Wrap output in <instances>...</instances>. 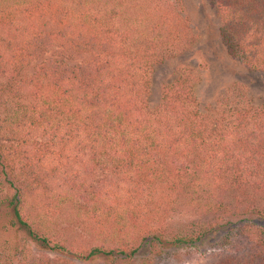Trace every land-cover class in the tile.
Listing matches in <instances>:
<instances>
[{"label":"trees","instance_id":"trees-1","mask_svg":"<svg viewBox=\"0 0 264 264\" xmlns=\"http://www.w3.org/2000/svg\"><path fill=\"white\" fill-rule=\"evenodd\" d=\"M212 3L228 54L264 73V0ZM186 25L148 0H0V79L19 78L52 47L80 60L41 63L11 89L0 121L10 228L88 261L130 258L145 243L156 253L193 245L225 223L226 254L214 264H264V227L228 220L264 222V108L211 119L181 74L147 109L151 63L191 43ZM182 202L207 219L166 239L164 223Z\"/></svg>","mask_w":264,"mask_h":264},{"label":"rangeland","instance_id":"rangeland-1","mask_svg":"<svg viewBox=\"0 0 264 264\" xmlns=\"http://www.w3.org/2000/svg\"><path fill=\"white\" fill-rule=\"evenodd\" d=\"M158 5L172 8L186 20L192 40L180 53L164 57L151 63V86L147 100V109L155 110L161 103V94L165 85L173 83L179 75L188 74L196 101L203 114L211 119L218 117L222 110L235 111L248 108H264V73L256 71L238 59L231 57L223 45L219 33L220 18L212 0H148ZM61 61L67 65L78 63L79 57L69 53L64 55L56 47L48 49L34 58L28 67L14 80L0 79V121L12 110L11 89L23 87L22 79L33 74L39 64L49 60ZM8 133H0V146L8 145ZM7 139V140H6ZM45 141L40 138L38 144ZM100 174L96 175V180ZM9 180L0 175V264H214L226 252H221L222 238L227 234L228 225L223 223L200 242L187 245L175 244L161 247V252L145 243L130 258L120 255L110 258L97 257L88 261L78 254L56 253L31 240L27 231L9 226V212L4 197L8 192ZM166 219L164 227L166 239L180 231L191 221H203L206 216L196 208L182 202L174 206ZM248 217L254 223L263 226L264 222L255 215L234 216L228 218L234 225ZM71 236H77L80 230L67 227ZM165 239V238H164Z\"/></svg>","mask_w":264,"mask_h":264}]
</instances>
